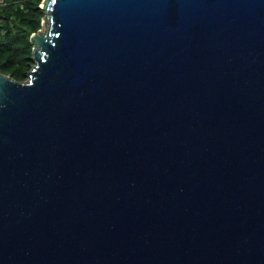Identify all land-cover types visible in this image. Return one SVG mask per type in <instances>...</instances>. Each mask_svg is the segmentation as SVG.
<instances>
[{"label": "water", "instance_id": "95a60500", "mask_svg": "<svg viewBox=\"0 0 264 264\" xmlns=\"http://www.w3.org/2000/svg\"><path fill=\"white\" fill-rule=\"evenodd\" d=\"M40 6L0 72V264H264V0Z\"/></svg>", "mask_w": 264, "mask_h": 264}, {"label": "trees", "instance_id": "16d2710c", "mask_svg": "<svg viewBox=\"0 0 264 264\" xmlns=\"http://www.w3.org/2000/svg\"><path fill=\"white\" fill-rule=\"evenodd\" d=\"M42 0L0 1V72L23 81L32 67L30 36L41 28Z\"/></svg>", "mask_w": 264, "mask_h": 264}, {"label": "rangeland", "instance_id": "374dc122", "mask_svg": "<svg viewBox=\"0 0 264 264\" xmlns=\"http://www.w3.org/2000/svg\"><path fill=\"white\" fill-rule=\"evenodd\" d=\"M41 4H42V3H41ZM42 23H43V24H42V26H41V31H42V32H45L48 23H47L46 21H44V22H42ZM33 64H34V63H33Z\"/></svg>", "mask_w": 264, "mask_h": 264}, {"label": "clouds", "instance_id": "9594fccd", "mask_svg": "<svg viewBox=\"0 0 264 264\" xmlns=\"http://www.w3.org/2000/svg\"><path fill=\"white\" fill-rule=\"evenodd\" d=\"M1 1V0H0ZM41 5V4H40Z\"/></svg>", "mask_w": 264, "mask_h": 264}]
</instances>
